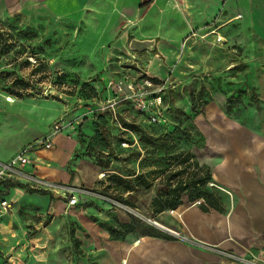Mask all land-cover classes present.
I'll list each match as a JSON object with an SVG mask.
<instances>
[{
	"label": "rangeland",
	"instance_id": "rangeland-1",
	"mask_svg": "<svg viewBox=\"0 0 264 264\" xmlns=\"http://www.w3.org/2000/svg\"><path fill=\"white\" fill-rule=\"evenodd\" d=\"M89 1L66 4L60 11L46 5L0 18V161H10L12 157L6 158L11 152L15 155L43 139L57 121L75 120L78 133L65 129L52 136V149L36 152V156H51L55 149V164L40 167L34 156V168L50 180L101 192L111 200L80 198L79 204L69 207L52 193L21 186L5 194L0 182V264H80L84 238L105 230L111 234L120 229L122 220L133 223L141 233L177 235V226L164 217L170 209L154 213L152 201L165 175L184 164L180 152L193 153L202 164L206 156H212L199 116L218 99H223L225 111L236 114L249 129L257 130L264 115L258 60H221L216 66L212 60L195 58L194 43L193 57L187 61L191 64L185 63L191 72L176 71V62L168 76H155L153 69L143 65L150 63L153 48L139 56L129 42L112 54L107 51L111 43H93L104 31L105 12L100 13L98 3L96 9L91 8ZM220 38L199 50L232 51ZM233 48L236 54L243 53L242 45ZM200 63L216 71L198 75L195 67ZM231 63L234 67L227 68ZM155 65L153 61L151 68ZM146 72L168 81L162 92L161 122H151L130 100L105 90L111 79L126 77L140 83ZM59 75H65L69 83L63 86ZM74 81L89 83L99 95L88 89L79 91ZM111 97L117 101L114 108L108 102ZM99 132L107 135L105 143L110 146L106 149L93 143ZM69 137L76 141L75 148ZM140 174L152 183L149 188L138 186ZM209 187L221 191L213 180ZM183 199H188L187 194ZM72 231L82 245L75 243Z\"/></svg>",
	"mask_w": 264,
	"mask_h": 264
},
{
	"label": "crops",
	"instance_id": "crops-1",
	"mask_svg": "<svg viewBox=\"0 0 264 264\" xmlns=\"http://www.w3.org/2000/svg\"><path fill=\"white\" fill-rule=\"evenodd\" d=\"M77 2L79 0H0V18L45 8L46 5L55 6L60 11L66 4ZM89 2L91 8L96 9L98 3L100 13L105 12L101 19L104 31L93 43H111L108 53H116V48L122 49L134 38L153 40V53L147 51L151 53L148 56L150 63L143 65L153 69L155 76H168L176 62V71L191 72L185 63L191 64L187 61L193 57L190 52L195 49L194 43L195 58L205 62L212 60L216 66L221 60L255 59L259 61L258 90L264 103V0ZM217 37H221L220 42L222 40L232 51L224 54L215 49L211 52L199 50ZM184 41L185 48L181 49ZM235 44L243 46L241 55L235 53ZM144 53L135 54L143 56ZM153 61L156 65L151 68ZM234 64H228L227 68H233ZM195 69L201 76L209 70L216 71V67L208 63H200ZM222 100L208 104L205 115H200L199 120L212 155L206 156L202 162L211 167L213 181L221 189L224 209L205 211L199 204L183 199L176 209L164 211V217L177 226L180 236L135 231L115 238L105 230L89 234L82 245L75 235L83 250L80 264H243L209 250L208 246L264 264V115L257 130L249 129L236 114L225 111ZM69 140L75 148L76 141L70 137ZM72 147L70 150L74 149ZM14 153L11 152L6 159ZM34 156L40 160V167L49 168L55 164V149L51 156H36V153ZM7 181H0L3 187ZM85 199L103 200L95 196L81 197V200Z\"/></svg>",
	"mask_w": 264,
	"mask_h": 264
},
{
	"label": "built area",
	"instance_id": "built-area-1",
	"mask_svg": "<svg viewBox=\"0 0 264 264\" xmlns=\"http://www.w3.org/2000/svg\"><path fill=\"white\" fill-rule=\"evenodd\" d=\"M142 80L140 83H135L134 81H129L126 77L111 79L106 83V89L107 92H113L116 96H122V100H130L137 110L144 114L147 113L146 115L151 122H161L164 115L162 92L167 87L168 81L159 80L155 82L148 75ZM108 102L112 104V107L117 103L114 97H111L110 100L108 99ZM76 124L77 121L75 120L57 121L52 125L49 134L43 139L21 148L12 156L10 161H0V181L11 180L21 183L32 190L52 193L54 196L56 195L64 200L68 206L77 205L82 196H95L111 200L99 192H93L70 183H58L39 175L34 169H27L28 166L34 168V154L36 152L52 148V136L65 129L74 131ZM197 201L199 204L203 202L201 199ZM176 234L179 235V233ZM207 248L239 263L260 264L256 259L239 256L216 246H208Z\"/></svg>",
	"mask_w": 264,
	"mask_h": 264
},
{
	"label": "trees",
	"instance_id": "trees-1",
	"mask_svg": "<svg viewBox=\"0 0 264 264\" xmlns=\"http://www.w3.org/2000/svg\"><path fill=\"white\" fill-rule=\"evenodd\" d=\"M59 76L61 77L58 82L62 83L63 86L69 83V81H66L65 75ZM151 79L155 82L159 81L155 77H151ZM73 84L74 87L79 86V91L88 89L93 92L95 97L99 95L97 89L87 82L74 81ZM105 90L107 92L106 87ZM100 118H103L102 115L100 116ZM76 129L78 133V127H76ZM93 140V143H96L102 149H106L108 146H110V143H105L106 140L108 141L106 133L103 135L99 132L93 138ZM179 155L185 158L183 162L184 164L174 170L169 171V173L165 175V180L163 182L162 188L157 192L155 198L152 201L153 212L160 213L165 209H176L183 203V196L185 194H187L188 200L190 202H194L200 199L203 200L200 206L205 211H209L211 209L222 211L224 207L219 191L211 189L209 187V183L213 180L211 167L206 164L200 163L197 159H195L193 153L191 152L184 153L182 151L179 153ZM137 180L138 186L149 188L152 185V183L148 181L142 174L137 176ZM126 182V184L128 185L129 181ZM13 186H21L24 188L26 187L21 183L9 180L5 183L6 190L3 191V193H9V190ZM41 192L46 193L45 191ZM120 200L128 203L127 199L121 198ZM135 231L139 230L133 223L123 222L121 223L120 229H118L117 231L113 230L111 232V236L118 238L127 233ZM143 233L155 235L154 233L150 232ZM72 236L75 240V243L79 244V241L75 237L74 231H72Z\"/></svg>",
	"mask_w": 264,
	"mask_h": 264
},
{
	"label": "water",
	"instance_id": "water-1",
	"mask_svg": "<svg viewBox=\"0 0 264 264\" xmlns=\"http://www.w3.org/2000/svg\"><path fill=\"white\" fill-rule=\"evenodd\" d=\"M130 49L135 52H143L149 49H152L154 46L153 40H139V39H132L130 41Z\"/></svg>",
	"mask_w": 264,
	"mask_h": 264
},
{
	"label": "bare ground",
	"instance_id": "bare-ground-1",
	"mask_svg": "<svg viewBox=\"0 0 264 264\" xmlns=\"http://www.w3.org/2000/svg\"><path fill=\"white\" fill-rule=\"evenodd\" d=\"M12 100V99H11Z\"/></svg>",
	"mask_w": 264,
	"mask_h": 264
}]
</instances>
